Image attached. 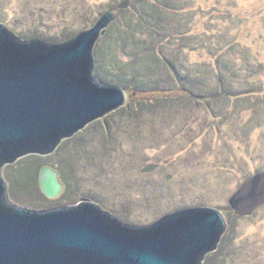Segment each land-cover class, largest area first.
<instances>
[{"label":"rangeland","instance_id":"374dc122","mask_svg":"<svg viewBox=\"0 0 264 264\" xmlns=\"http://www.w3.org/2000/svg\"><path fill=\"white\" fill-rule=\"evenodd\" d=\"M120 1L0 0V23L21 39L68 40L112 12L92 53L100 80L125 93L52 153L5 164L9 200H88L136 225L212 207L226 227L203 264H264V203L247 216L229 203L264 170V0ZM44 167L61 186L52 197Z\"/></svg>","mask_w":264,"mask_h":264},{"label":"water","instance_id":"95a60500","mask_svg":"<svg viewBox=\"0 0 264 264\" xmlns=\"http://www.w3.org/2000/svg\"><path fill=\"white\" fill-rule=\"evenodd\" d=\"M113 19L105 12L68 40L21 39L0 23V264H203L225 231V218L206 206L136 225L88 200L55 207L9 200L5 164L50 154L123 105L122 83H103L92 53ZM39 185L49 197L61 188L50 167L41 170ZM229 203L244 216L264 203V170L243 181Z\"/></svg>","mask_w":264,"mask_h":264},{"label":"trees","instance_id":"16d2710c","mask_svg":"<svg viewBox=\"0 0 264 264\" xmlns=\"http://www.w3.org/2000/svg\"><path fill=\"white\" fill-rule=\"evenodd\" d=\"M166 92H170V90H168V91H166ZM134 95H135V93H134ZM144 95L147 96V97H152V96H153V95H151L149 92H145Z\"/></svg>","mask_w":264,"mask_h":264},{"label":"bare ground","instance_id":"6f19581e","mask_svg":"<svg viewBox=\"0 0 264 264\" xmlns=\"http://www.w3.org/2000/svg\"><path fill=\"white\" fill-rule=\"evenodd\" d=\"M45 173H47V171L45 172ZM48 175H50L49 173H47ZM48 175H46V176H48ZM49 177V176H48ZM55 196V195H54Z\"/></svg>","mask_w":264,"mask_h":264},{"label":"flooded vegetation","instance_id":"af4514ba","mask_svg":"<svg viewBox=\"0 0 264 264\" xmlns=\"http://www.w3.org/2000/svg\"><path fill=\"white\" fill-rule=\"evenodd\" d=\"M231 212H233V210H231ZM231 215V214H230ZM235 216H237V214H235Z\"/></svg>","mask_w":264,"mask_h":264}]
</instances>
